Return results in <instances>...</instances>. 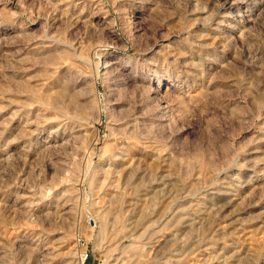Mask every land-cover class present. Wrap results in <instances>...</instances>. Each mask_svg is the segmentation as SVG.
Segmentation results:
<instances>
[{
	"label": "rangeland",
	"instance_id": "374dc122",
	"mask_svg": "<svg viewBox=\"0 0 264 264\" xmlns=\"http://www.w3.org/2000/svg\"><path fill=\"white\" fill-rule=\"evenodd\" d=\"M0 264H264V0H0Z\"/></svg>",
	"mask_w": 264,
	"mask_h": 264
}]
</instances>
